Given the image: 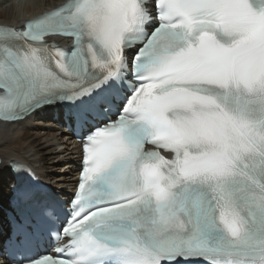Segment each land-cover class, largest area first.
I'll return each instance as SVG.
<instances>
[{
    "label": "bare ground",
    "instance_id": "obj_1",
    "mask_svg": "<svg viewBox=\"0 0 264 264\" xmlns=\"http://www.w3.org/2000/svg\"><path fill=\"white\" fill-rule=\"evenodd\" d=\"M60 1L0 0V24H18L21 19L37 15L43 10L57 5ZM35 121L28 120L25 124L18 123L0 126V204L6 203L9 188L12 185L10 161L18 160L33 163L31 158L38 157L40 168L46 170L42 174L43 179L50 182V178H48V174H50L51 180H56L54 182L55 186H61L66 176L73 175V169L70 166L72 159L68 155L63 160L68 168H70L65 175L60 173L57 165L54 166L50 162V155L52 154V147L54 146L53 143L60 139L54 132L51 134L45 133V130L53 127L49 117H46V114H44L43 118ZM23 127H25V130ZM41 137L46 139V142H42L40 140ZM56 144L58 145L59 143Z\"/></svg>",
    "mask_w": 264,
    "mask_h": 264
},
{
    "label": "rangeland",
    "instance_id": "obj_2",
    "mask_svg": "<svg viewBox=\"0 0 264 264\" xmlns=\"http://www.w3.org/2000/svg\"><path fill=\"white\" fill-rule=\"evenodd\" d=\"M30 121H32V120H30ZM25 127H23V129H24ZM25 130V129H24ZM48 130V129H47ZM47 130H45V133H47ZM47 134H51V133H47ZM42 142H46V139H44V138H42L41 137V139H40ZM55 152V153H54ZM59 152V148H57V147H52V154L50 155V162H53V164H54V166L55 165H57V167H59V169H61L60 168V166H59V160H58V158H57V153ZM27 157V156H26ZM33 160V163H38L39 161H38V157L36 158V157H32L31 158V161ZM54 166H53V168H54ZM48 178H50V180L52 179L51 178V176H50V174H48ZM65 181V180H64Z\"/></svg>",
    "mask_w": 264,
    "mask_h": 264
},
{
    "label": "water",
    "instance_id": "obj_3",
    "mask_svg": "<svg viewBox=\"0 0 264 264\" xmlns=\"http://www.w3.org/2000/svg\"><path fill=\"white\" fill-rule=\"evenodd\" d=\"M0 163H1V160H0Z\"/></svg>",
    "mask_w": 264,
    "mask_h": 264
}]
</instances>
